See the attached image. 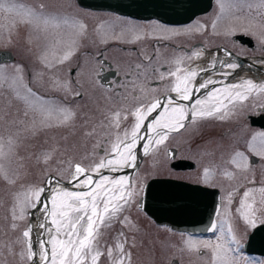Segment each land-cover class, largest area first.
<instances>
[{"label": "flooded vegetation", "instance_id": "flooded-vegetation-1", "mask_svg": "<svg viewBox=\"0 0 264 264\" xmlns=\"http://www.w3.org/2000/svg\"><path fill=\"white\" fill-rule=\"evenodd\" d=\"M12 1L10 0L11 4ZM31 1L39 7L43 5V8L47 4L48 7L52 5L43 0ZM70 3L72 5L60 2L58 6L65 7L64 10L60 7H50L42 11L43 14H48L50 18L58 21H61L62 16H71L78 21L73 34L81 38L75 41L74 47L70 49L72 51L70 58L65 60L71 65L66 77L69 80V95L40 91L33 87L32 72L28 64L12 49L0 48L13 52L12 61L0 65L19 62L22 65L20 84L32 88L39 98L48 99L60 107L75 112V119L67 126L72 141L70 148L72 164L81 163L89 166L108 156L116 135H123L125 130L131 131L135 123L131 112L141 103L146 104L155 98L164 101L165 97H169L187 109V119L183 121L185 127L170 132L163 144L149 145L147 154L143 147L147 140L141 138L133 150L136 157L134 166H126L118 171L101 170L102 175L109 179L127 177L128 187L143 189L138 197L135 195L132 201L125 205L123 211L118 213L111 227L101 229L104 233L102 243L113 246L118 235L123 232L127 241L126 246L129 247L131 229H134V235H137L136 232L140 231L143 225V229H146L145 224L166 227L156 224L140 208L145 184L152 178L166 177L201 184L220 191L222 204L217 215L215 233L186 235L205 240L215 239L226 233L224 245H230L231 242L230 246H244L250 233L258 226L264 225L261 223V220H264V194L259 191L264 186V158L249 152V146L241 143L254 134L264 133V92L259 89L249 92L244 87L245 81L249 80L255 85L264 84V44L260 46L256 43L255 37L250 33L254 31L251 29L252 25L245 23L241 26L243 28L230 30L215 27L220 33L218 40L228 38L233 44L229 46L222 42L209 47L200 39L195 40L205 31L202 24L204 22L196 21L201 16L187 24L171 25L157 20H139L116 13L94 11L81 7L77 0ZM16 5L22 9L40 10L34 9L35 4L17 2ZM80 24L85 26L83 30L80 29ZM69 30L71 33L70 26ZM238 35H245L246 38H238ZM94 41L98 45L91 46ZM187 42L191 44L186 45ZM37 54L45 64L49 63L39 53ZM59 59L55 63L59 64ZM228 65L235 67L230 68ZM177 68L180 69L177 75L181 77V81L189 72L196 73L190 78L189 88L192 92L190 100H183L177 93L171 91L178 81L170 73L176 72ZM53 76L56 78L57 74ZM201 84H207V87H200ZM13 90L16 98L17 91L21 96L25 95L23 87L18 86ZM237 92L246 95L247 99L240 100L236 96ZM196 100L204 103L195 105ZM194 105L198 110L207 111L218 107L220 111L214 112L211 116H200L191 111ZM163 107H168V104L164 102ZM115 111H120L122 117H127L120 120L118 128L114 125L109 126V121L105 119ZM221 115H224L223 119L220 118ZM154 117L159 118L157 112H153L145 124L147 125ZM28 128L29 124L21 131V137L12 136L14 145H17L19 139L26 141ZM141 132L149 139L154 135L145 129H141ZM241 144L245 145L243 154L247 158L246 168H237L232 163L235 158L233 151L238 150ZM230 152L234 154L232 159ZM176 160L193 162L194 168L176 170L173 166ZM205 169H209L210 173L206 182L203 178ZM150 173L153 175L146 179ZM226 173L232 175L228 176ZM54 175L58 179L70 180L71 191L85 190L76 186L72 168L68 179ZM93 176L94 179H99L96 174ZM228 183L230 188L227 191L225 187ZM249 189L253 191L246 199L244 192ZM228 192L232 194V198L229 197L230 202H226ZM242 203L252 204L255 210V227L247 223L245 213L251 210L246 206L242 208ZM125 217L130 224L122 222ZM231 236H234L238 243L233 241ZM252 258L256 260V257Z\"/></svg>", "mask_w": 264, "mask_h": 264}, {"label": "rangeland", "instance_id": "rangeland-1", "mask_svg": "<svg viewBox=\"0 0 264 264\" xmlns=\"http://www.w3.org/2000/svg\"><path fill=\"white\" fill-rule=\"evenodd\" d=\"M13 1L35 4L34 9L37 10L40 8L38 4L31 0ZM13 1L12 4L16 5L17 2ZM43 1L53 6L48 7L49 4H47L42 11L48 10L50 7L66 9L61 5L58 6L60 2L65 4L66 2L67 4L72 2V0ZM222 2L224 4L223 13L221 12L220 3L216 0L213 8L196 20L197 22H204L202 24L205 31L195 40L200 39L209 47L222 42L232 46L233 41L231 39L218 40L220 33H218L216 28H213V24L220 29L230 30L243 28L241 27L242 24L247 23L250 26L252 25L251 29L254 31H250V33L255 37L256 43L260 46L264 44V4H262V0H222ZM18 8H21V6ZM77 10L79 11L78 7ZM22 13L0 12V48L14 50L19 58L28 64L32 72L33 87L40 91L61 92L64 95H69V80L66 77L71 65L65 61L59 64L55 62L73 48L75 41L81 38L80 32V38L73 34L76 29L75 25L78 24L77 19L71 16H62L60 18L61 21L56 19L47 26L42 24L37 26L34 21L31 23L27 22L26 17ZM44 15L50 17L48 14ZM65 20L68 23H65ZM69 26L72 28L71 33ZM204 33L205 35L203 36ZM59 38L60 41L58 42ZM189 44L191 43H186V45ZM95 45H98L96 41L91 44V46ZM37 53L54 66L46 67L45 63L39 59ZM0 68L3 69V76L6 78L5 80H0V136H3L5 141H7L9 136L19 135L21 137V131L28 124L29 128L31 127L33 114L29 112L28 117L24 116L26 104L15 97L12 86V80L21 73V71L17 72V69H22V65L17 62L0 65ZM54 74H57L56 78H54ZM53 81H60L61 84H66L67 88L54 89L52 87ZM43 100L49 104L57 105L48 99ZM20 122L24 123L22 128ZM80 133H82V130ZM254 136L257 138L255 143L259 146L264 140V137L259 134H254L247 141L242 140L240 142L249 146ZM80 138L81 136H79ZM18 141L17 145H14V153L2 161L7 169L9 179L14 180V183H9L8 180L0 178V264H31L33 262V260L27 259L25 239L22 235L23 231L31 226V210L34 208L28 203L29 189L44 188L49 182L50 174H56L68 179L71 172L72 151L70 148L72 147V141L67 126L46 127L38 129L35 133L28 130L26 141L24 139H19ZM244 146V144H241L239 149L233 152L235 154L237 152L244 153ZM248 151L252 152L250 148H248ZM233 152H230L231 159L234 156ZM46 157L48 158L45 162ZM224 158H226V155H224ZM151 175L153 174L150 173L146 179ZM225 188L228 191L230 183ZM68 191L71 190L68 189ZM226 197H228L226 202H230L232 194L228 192ZM13 208L16 209L18 216L21 209H23V218L13 221ZM226 209L227 207L224 215L226 214ZM13 223L17 225L15 229L11 227ZM143 228L136 232L137 235H134V229L129 232L131 241L129 247L126 246V248L133 252L131 253V264H170L175 258L178 264H224L222 260L215 258V246L218 243L225 244L226 233L215 239L204 240V238L195 239L183 233L172 231L167 227L160 228L155 225L149 226L145 224L146 229L144 230ZM47 230L49 234L46 236V241H49L53 236H56L55 225L49 224ZM32 234L31 230L30 239ZM189 238L196 242L192 249H189L185 243ZM229 243L230 245L232 244L231 242ZM230 245H224L232 249L231 253H229V264H259L257 263L258 260L248 259L244 256V259L239 258L240 254H237V249ZM49 248H51V245H49ZM9 249H11V252ZM33 251L35 252L34 248ZM22 252L25 253L23 258L20 255ZM100 264H109V261L105 257H101Z\"/></svg>", "mask_w": 264, "mask_h": 264}, {"label": "snow or ice", "instance_id": "snow-or-ice-1", "mask_svg": "<svg viewBox=\"0 0 264 264\" xmlns=\"http://www.w3.org/2000/svg\"><path fill=\"white\" fill-rule=\"evenodd\" d=\"M220 3L221 12L224 11V4L222 0H218ZM264 4V0H262ZM41 11L33 9H22L16 5L10 3V0H0V12L19 13L23 12V15L27 18V22H35L37 26H47L53 23L55 18L45 16L42 12L43 5L40 6ZM65 23H68L65 20ZM80 29H84V25L80 24ZM215 28V24H213ZM72 51L66 52L58 63H63L69 59ZM46 60V58H45ZM179 64V61H177ZM46 67H53L50 63L45 64ZM228 67H235V65H228ZM22 71L17 69V72ZM180 69L177 68L176 72L170 73L175 77L178 83L174 84L171 91L177 93L181 99L190 100L192 92L190 91L189 84L190 78L196 75L195 72H189L184 76L181 81V77L177 75ZM3 76V69L0 68V80H5ZM22 77H16L12 80V86L14 88L23 87L25 95L21 96L17 91V98L24 101L26 104V110L24 116L28 117L31 112L32 120L31 127L27 130L35 133L38 129L46 127H58V126H70L71 122L75 119V112L69 108L60 107L57 105L49 104L39 98L32 88L26 85L20 84ZM209 83H211L209 81ZM53 86L56 88H67L66 84H61L60 81H53ZM200 87H207V84H201ZM238 87V86H233ZM244 87L251 92L253 89H259L264 92V84L255 85L252 81H245ZM79 95V93H77ZM236 96L240 100L247 99L246 95H242L240 92L236 93ZM166 102L168 107H163V103ZM204 102L196 100L195 105H202ZM231 103V100H229ZM193 106L191 111L194 114L200 116H211L214 112H219L220 108L213 107L210 110H198L196 106ZM160 110V111H157ZM153 112H157L159 118H153L147 125L145 121ZM131 115L135 118V123L131 127V131L125 130L123 135L117 134L115 142L112 144L111 150L108 156L100 159L92 165L85 166L81 163L71 164L73 180L77 187L85 189L83 191H68L65 189H58L54 195L51 196V211H48L49 204L41 200V196L45 191V188H31L28 193V203L31 207H36L38 204L48 211V216L51 217V223L55 225L56 236H53L49 241L41 243V252L39 253V260L41 264H100L101 257H105L109 264H131V252L126 248V238L123 232H121L113 246L104 245L102 243V237L104 233L101 229L111 227L112 222L117 218L118 213L123 211L125 205L129 204L135 195H138L143 191L142 188L136 189L128 187V178L121 177L118 179H109L102 175V171L107 169L109 171H118L126 166H134L135 154L134 149L137 147L138 142L143 137L147 140V143L143 145L144 152H149V145L163 144L167 139L168 134L172 131H179L184 128V120L187 119V109L185 106L176 104L173 99L165 97L164 101L159 98H155L148 103L139 104ZM226 115V113L224 114ZM221 115V119L224 118ZM127 117L121 116L120 111H115L110 116H106L105 119L109 121V126L119 127L121 119ZM23 127V122H21ZM141 129L151 131L154 135L152 138H147L141 132ZM92 133H88L91 135ZM264 137V133L259 134ZM256 137L252 138V143L249 144L250 150L261 158H264V140H262L259 146L256 145ZM15 141L11 136L5 141L3 136H0V178L8 180L9 183H14V180L9 179L7 169L4 167L2 161L14 153ZM6 146V150H5ZM110 157V158H109ZM46 160L45 162L47 161ZM238 158V159H237ZM239 161H245L241 164ZM237 168H246L247 158L243 153L237 152L235 158L232 161ZM93 174L99 176V179H94ZM209 169H205L203 178L205 182L209 177ZM231 176L232 173H226ZM249 189L244 192V196L247 199L252 192ZM259 191L264 194V186ZM254 201V197H253ZM247 207L251 210L249 213H245V219L252 227L256 226V219L254 218L255 210L252 204H241V207ZM23 218V209H21L20 215H17L16 209H12L13 221ZM129 223L128 218L125 217L122 221ZM264 223V220H261ZM13 229L17 227L15 223L11 225ZM212 230H215L213 226ZM229 234L231 235V229L229 228ZM223 232V230H222ZM31 227L23 231L22 235L25 239V247L27 249V259L33 260L37 257V253L33 251V246L30 239ZM62 237V238H58ZM231 239L235 241V237L231 236ZM238 243V241H235ZM189 249L194 248L195 241L189 238L186 242ZM47 245H51V248ZM11 252V249H9ZM232 249L222 245L216 244L215 246V258L222 260L224 264H229V253ZM21 257L25 256V253H20Z\"/></svg>", "mask_w": 264, "mask_h": 264}, {"label": "water", "instance_id": "water-1", "mask_svg": "<svg viewBox=\"0 0 264 264\" xmlns=\"http://www.w3.org/2000/svg\"><path fill=\"white\" fill-rule=\"evenodd\" d=\"M80 5L95 10L113 11L123 15H129L140 19H159L167 23L180 24L194 19L196 16L207 13L213 5V0H78ZM13 52L0 50V63L12 61ZM177 169L193 167L186 161L176 162ZM57 187H70V181L49 178L45 185L44 197L50 190L51 185ZM221 206V197L218 190L194 185L175 179H153L146 186L141 207L159 224H165L173 229L190 233H206L215 225V217ZM39 204L32 210L34 213L41 209ZM50 210V208H49ZM52 225V223L50 222ZM264 242V228L258 229L253 237ZM36 252V244L32 243ZM49 247V245H47ZM249 253L264 255V244L247 245ZM35 259L31 264H35ZM177 261L174 260L173 264Z\"/></svg>", "mask_w": 264, "mask_h": 264}, {"label": "bare ground", "instance_id": "bare-ground-1", "mask_svg": "<svg viewBox=\"0 0 264 264\" xmlns=\"http://www.w3.org/2000/svg\"><path fill=\"white\" fill-rule=\"evenodd\" d=\"M57 190L58 187L56 184L51 185L50 190L43 199V202L49 204V208L51 206V196L54 195ZM48 211L50 210L48 209ZM48 211H46L43 207L37 210L34 213V219L31 224V230L33 232L32 243L34 242L36 244V253H37L35 264H41L39 260V253L41 252L40 245L41 243H43V241L46 242V238H47L46 236L49 234L47 229H48V225L50 224L51 217L48 216Z\"/></svg>", "mask_w": 264, "mask_h": 264}]
</instances>
